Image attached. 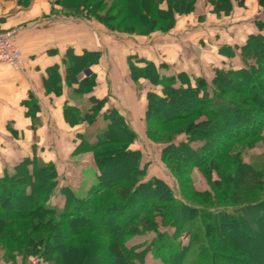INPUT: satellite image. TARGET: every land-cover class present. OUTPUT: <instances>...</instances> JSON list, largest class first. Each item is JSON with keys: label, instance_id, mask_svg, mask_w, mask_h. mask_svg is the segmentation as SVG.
<instances>
[{"label": "trees", "instance_id": "16d2710c", "mask_svg": "<svg viewBox=\"0 0 264 264\" xmlns=\"http://www.w3.org/2000/svg\"><path fill=\"white\" fill-rule=\"evenodd\" d=\"M77 1L66 7L70 12L68 15L94 19V13L96 14L98 10L97 5L93 4L92 7H88L86 5L88 0ZM122 1L128 5L138 3L139 11L154 15L156 18L151 23H147L145 28L137 30L127 28L126 31L117 26L112 27L107 19H101L100 23L109 30L139 35H148L156 31L168 32L177 18L176 13L192 10L195 3V0ZM22 4L28 5L29 2H22ZM259 5L264 13V0H259ZM79 7H82V11H78ZM259 26L262 31L260 29L258 32L249 34L242 45H225L221 48L223 52H229L231 57H240L238 58L240 59L239 65L227 66L225 64L213 67L211 76L201 74L192 79V76L182 71L163 75L160 73V68L165 67V64L158 67L154 61L137 54H131L129 57L131 75L136 83L143 78L161 87L159 91L154 89L147 94L145 134L152 144L162 146L160 151L162 162L177 178L181 198L177 196L166 176L155 175L150 168L151 163L143 162L140 150L124 147L121 151L123 160L120 164L125 166L127 162L132 170V175L128 177L129 184H123V178L113 177V170L107 167V161L97 154L95 157L98 167L96 182L90 186L86 194L80 195L68 186H61L57 189L60 178L54 162H46L34 157L17 165L13 173L6 172L0 176V210L7 213L15 212L17 217H24L20 212L23 210L18 209L10 196L13 192L24 199L38 197V214H47L51 219H61L59 224H55L61 230L65 223L71 226L77 220L89 215L88 213L94 215L96 219H105L109 216L106 222L108 225L95 224L92 229L107 239L106 247L110 250L109 255L113 264H143L149 253L160 258L164 264H247L244 259L227 253L233 245L228 242L232 239V235L224 239L219 236L215 237L214 233L226 231L229 226L240 223L242 218L249 224L252 232H257L258 227L252 218L251 209L257 208L264 213V199L238 206L237 204L245 197L239 198L238 192H233L230 196L233 198H229L228 202L236 205L222 204L221 201L220 203L213 202L214 193L194 189L191 181L189 186L193 194L205 201L208 209L197 205L187 207L184 201L188 199L183 190L182 181L176 173V168L174 169V164L169 161V155L179 154L181 160H177V163L181 166L187 165L190 170L194 167L203 169L215 188L223 187L222 165L218 161L221 159L225 161L229 158L235 160L236 169L241 175L248 170L253 178L264 182V155L248 153L257 146L256 139L264 137V97L259 94L264 93V25ZM98 56L96 52H89L77 57L83 65H76V63L74 66L70 65L71 72L75 74L77 71L86 69L89 65L87 64L89 62H86L87 59L92 60L91 63H97ZM84 82L83 87L91 89L96 84L95 76L91 74ZM190 104H193L194 108L188 114L191 117L194 115L197 117L191 120V124H187L188 126L176 132L171 130L169 134L163 133V136L166 139L171 138L170 140L164 141L165 138L155 137L153 132L155 127L186 116L184 113H170L168 117L161 118L166 115L164 109L171 112L175 106H189ZM100 107L101 103L97 102L95 113ZM108 115L111 121L109 126L83 135L75 153L93 150L111 143L106 139L109 133L119 134L121 132L128 143L133 142L139 136L129 124L126 116L115 108H112ZM181 134L184 136L174 139L175 136ZM236 144L240 146L234 148ZM245 153L249 154V161H246ZM45 171L48 174L45 177L47 186L38 190L35 187L39 185L40 176ZM55 191L64 197L63 205L52 201ZM224 198L219 200L226 201ZM29 216L31 217V214ZM200 216L203 223L197 225L196 228L195 225ZM38 217L34 222V228L45 227L37 236L34 237L35 233L32 230L29 232L26 229L17 233L13 228L4 225L0 228V236L4 235L10 239L13 237L16 242L23 241L20 245H11L14 249L24 248L22 253L26 257L22 259L23 263L29 264L33 257L38 256L39 264H55V256L51 250L56 244L51 238L57 237V229L50 228L52 224L50 220L45 221ZM159 221L165 222L164 226L175 229V232L170 234L168 230H160ZM187 225L193 230L189 229L190 242L183 244L180 237L186 231ZM151 228L154 229L156 236L147 243L132 245L128 243L136 236L153 233ZM245 232L243 229V233ZM197 243H201V245L198 244V254L196 253L197 256L190 260L188 259L190 248L192 244ZM260 244L264 249V235ZM38 247L40 249H37ZM4 260L17 261L16 258L9 257H5Z\"/></svg>", "mask_w": 264, "mask_h": 264}, {"label": "rangeland", "instance_id": "374dc122", "mask_svg": "<svg viewBox=\"0 0 264 264\" xmlns=\"http://www.w3.org/2000/svg\"><path fill=\"white\" fill-rule=\"evenodd\" d=\"M19 1H28L31 3L33 0ZM38 1L47 3V5L50 6V12L55 11L56 13H61L63 15H68L70 13L68 8H66L67 6L69 7L73 2H78L77 0ZM228 1L229 0H195V3L191 8L192 10L176 13L177 18L175 19L172 28H170L168 32L156 31L148 35H139L126 34L124 32L110 30V49L115 52L121 48L127 49L128 47V50L131 52V54L139 55L140 53L136 50L139 49V47H142V56H147L150 52V49H155V54L160 58L161 62L163 64H165V61L168 62L165 64L163 72L173 71L171 66L177 69L182 67H190V71H201L200 75L202 74L211 76L214 66L219 67L225 64L227 66L239 65L240 59L238 58L240 57H231L229 52L225 53L221 48H223L225 45H242L246 42L249 34L258 32L260 29L262 31V28H260L259 25H264V13L260 8L259 0H230L229 3ZM93 4L97 5L96 8L98 9L96 14L94 13V20L100 22L101 19H107L112 27L117 26V28L123 29V31H126L127 28H133L136 30L145 28L147 23H151L152 20L156 18L154 15L151 16V14L149 15L146 12L145 14L144 12L139 11L140 8L137 7L138 3L135 2L128 5L122 0H88L86 3L88 7H92ZM142 4L144 6V3ZM78 11H82V7H79ZM136 14H140L141 16H137ZM120 24L125 27H119L121 26ZM160 24L162 23L160 22ZM169 43H171L172 47L165 48L164 45ZM130 46H133L134 48H129ZM167 49L171 50V54ZM113 56L116 59L118 58L116 53L113 54ZM153 57H155L154 54ZM222 60L223 63H221ZM199 61L200 65H198ZM192 79H194L193 75ZM144 80L145 79L143 78L140 79V81ZM145 81L142 86H150L148 81ZM259 94L264 97L263 92H260ZM193 106V104H190L189 106H175L176 108L174 107L171 112H168L167 109H164L166 115H163L161 118L168 117L170 113H184L186 116L179 117V119L171 122L169 121L168 124L155 127L153 130L155 137L158 139H163L165 138L163 133L169 134L171 133V130L176 132L179 131L178 129L191 124V120H195V118H197L195 115L194 117H191L188 114L194 108ZM109 134L106 136V139L111 143L101 145L93 150H84L78 153L77 157L79 160L88 159L91 157L95 159L96 155L99 154L103 160L107 161V167L113 170V177L123 178V184H129L130 181L128 180V177L132 175V170L129 168L127 162H125V166L120 164L123 160V158H121V151L124 147H129L132 149V144L134 142H139L141 145L140 151L142 152L143 162L151 163V167H154L152 169L153 172H157L159 175L161 173L162 175L166 176L167 181L174 188L177 196L180 198L182 197L181 193L179 192L180 187L177 178L162 162V153L160 152L162 146L152 144V141L148 139L146 134H144L143 137L137 136L136 139L131 143H128V140H124V136L121 135V132H119L120 135L114 133L110 135ZM182 136H184V134L175 136L174 139H178ZM170 139L171 138H165L164 141ZM255 142H257V146L254 149L249 150L248 153L250 155L252 153L255 155H264V137L256 139ZM137 146L138 145L134 146V148ZM238 146L240 145L236 144L233 147L238 148ZM248 153H245L246 161H249ZM177 160H181L179 154L169 155V161L174 164V169L176 168V173L182 181L183 190L188 199L184 201L187 204V207L188 205H197L201 208L208 209L207 206H205L206 202L197 198L193 194L189 186L191 181L194 189L198 191L207 190L214 193L212 197L213 202L220 203L221 201L223 202L222 204L234 206L236 204L228 202L229 198H233L230 197L233 192H238L239 198H243V196L245 197L242 202L237 204L238 206L257 202V200L262 198L264 199V182L253 178L248 170H245L244 174H242L244 176H242L236 169L235 160L233 158H229L225 161L223 159L218 161V163L222 165V188H215L203 169L194 167L192 170H190L187 165L184 164V166H181V164H178ZM12 171L13 170H9L7 173L11 174L13 173ZM94 172L95 171L93 170V167L90 166L86 172V183L84 182L80 185L79 192L76 191L78 194H86L88 188H90V186L96 182ZM0 173V176L5 174L3 172ZM46 175H48L46 171L41 174L39 185H37L35 188L39 190L40 188L47 186V180L45 179ZM8 186L10 185L8 184ZM59 194L60 193L58 191H55L54 196L56 195L59 197ZM10 196H12V200L15 202V205L18 207V209L23 210L20 212L21 216L24 217H17L15 212L7 213L0 210V228L4 225L6 227L13 228L17 233L26 229L29 232L32 230L33 233H35L34 237L37 236V234L44 230L43 228L45 227L40 226L35 229L33 226L36 218L40 215L38 214L39 210L37 208L39 198L33 196L30 199H24L21 195H15L13 192ZM223 197H225L224 199L227 202L219 200ZM55 202L56 201L54 200V203ZM30 214L31 217L29 216ZM88 214L89 215L77 220L74 224H71V226L65 223V226L63 227L64 231L63 229H59L58 225L55 226V224H59V222L62 221L61 219H51V217L47 214H42L38 217L45 221L50 220L52 223L50 228L53 227L54 230L57 229V237L55 239L51 238V240H55V242H53L56 244L55 248L51 250L55 256V264H113V261L109 255L110 250L106 247V243L108 242L107 239L94 232L92 229L95 224L98 226L103 224L106 225V222L108 221L107 217L109 216H107L105 219H96V217L91 213ZM251 215L258 227L257 232H252L249 224L242 218L241 222L237 225L229 226L226 231H217L214 233V236L227 239L228 235H232V239L228 240V242L233 245H231V248H229V251H227L228 254L240 259H244L247 264H264V249L260 244V240L264 235V213L260 212L257 208H252ZM201 219L202 217L200 216L199 221L196 222V228L197 225L203 223ZM10 223H13V225H10ZM164 223L165 222L159 223L160 230H168L170 234H173L175 229L164 226ZM189 229L190 231L193 230V228L191 229V227L187 225L186 231L180 237V240L183 242V244H188L190 242ZM243 229L246 231L245 233H243ZM150 230L153 233L136 236L128 243L130 245L134 243H147L154 236H156L154 229L151 228ZM22 242L23 241L21 240L16 242L15 238L13 237L10 239L4 237V235L0 236V259L2 260L3 264L9 262L26 264L22 262V259L26 257L22 253L24 248L21 249L15 246L19 249H14V247H11L12 244L20 245ZM198 244L201 245V243L192 244L190 253L188 254V259L191 260L197 256L199 249ZM37 249L40 248L38 247ZM5 257H9L11 259L16 258L17 261H6L4 260ZM35 259L39 260V257H33L31 262H33ZM143 264L164 263L153 253H149L145 257Z\"/></svg>", "mask_w": 264, "mask_h": 264}, {"label": "crops", "instance_id": "0c3cea01", "mask_svg": "<svg viewBox=\"0 0 264 264\" xmlns=\"http://www.w3.org/2000/svg\"><path fill=\"white\" fill-rule=\"evenodd\" d=\"M7 29L17 30L15 41L23 50V60L18 65L0 64V172H14L21 162L41 158L54 162L60 178L57 189L68 186L79 192L80 185L86 183L88 168L93 167L95 177L98 172L94 158L79 160L75 153L81 137L107 128L112 108L126 116L143 137L147 94L161 87L146 79L150 86L143 87L145 80H133L128 47L113 52L110 30L94 19L50 12V6L38 0L28 5L19 0H0V31ZM164 46L172 47L171 43ZM136 51L158 67L163 64L155 49H150L147 56H142V47ZM89 52L99 55L97 63L87 59L86 69L72 73L70 67L81 64L77 57ZM163 68V75L201 73L190 71V67L171 66L173 71L169 72H163ZM91 74L96 84L91 89L83 87ZM97 102L101 107L95 113ZM132 147L141 150L139 142ZM56 197L52 201L63 205L64 197Z\"/></svg>", "mask_w": 264, "mask_h": 264}, {"label": "built area", "instance_id": "2783aa9c", "mask_svg": "<svg viewBox=\"0 0 264 264\" xmlns=\"http://www.w3.org/2000/svg\"><path fill=\"white\" fill-rule=\"evenodd\" d=\"M17 30L8 29L0 32V64L18 65L23 60V50L15 41ZM18 264V263H5ZM30 264H39V260L35 259Z\"/></svg>", "mask_w": 264, "mask_h": 264}]
</instances>
